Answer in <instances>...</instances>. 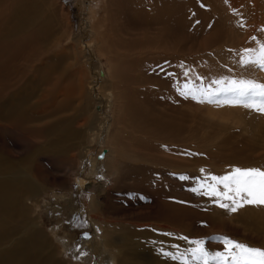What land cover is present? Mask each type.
Listing matches in <instances>:
<instances>
[{"label":"rangeland","instance_id":"obj_1","mask_svg":"<svg viewBox=\"0 0 264 264\" xmlns=\"http://www.w3.org/2000/svg\"><path fill=\"white\" fill-rule=\"evenodd\" d=\"M42 1L41 17L49 31L44 29L36 37V27L20 36L21 40H44L35 49L30 44L25 46L35 58L20 85L28 90L26 94H34L30 99L34 121L25 124L18 134L5 133L3 139L11 161L18 163L16 184H24L26 177L34 174L32 168L37 175L40 172L35 203L31 199L32 206L31 202L27 204L47 236L52 254L57 251V258L62 256L64 264L75 263L82 234L92 233V195L86 188L92 182L110 181L106 160L93 165L99 139L103 148L106 143L113 148L117 181L108 184L94 211L107 232L121 227L111 236L118 237L113 245L123 254L128 246L139 243L126 237L131 232L149 233L143 237L157 233L162 224L155 218L159 210L167 219L182 214L179 217L186 227L183 240H203L210 253L224 250V238L264 249V205H245L231 212L219 207L215 197L204 195V189L193 191L201 183H212V176H223L234 167L264 169V113L224 103L230 98L225 94L211 97L212 102L180 94L185 84L211 92L219 87L213 83L217 80L264 83V70L240 62L246 48L264 43V0H219L214 11L207 0L199 2L207 17H200L197 25L183 24L185 46L183 50L182 46L174 49L175 55L176 50L178 54L183 51L178 55L181 59L195 60L193 78L185 75L179 60L180 65L172 70L159 64L164 56L156 51L162 45L152 39L157 38L160 26L144 25L143 11L133 15L121 0H103L104 44L97 42V48H89L82 0ZM118 3L120 8H116ZM141 4L139 1L137 7ZM115 40H146L150 51L127 54L116 47ZM169 58L170 62L172 56ZM135 60L148 63L132 69ZM23 63L26 68L28 63ZM98 64L108 75L106 82L96 70ZM47 73L46 82L43 78ZM177 97L185 102L178 104ZM181 117L187 128L181 135L184 144L175 140L176 132L168 128ZM178 148L195 152L194 158L182 156ZM23 160L32 165H21ZM2 176L13 177L9 173ZM82 178L88 181L83 190L78 184ZM55 193L68 195L74 209L58 215L45 211V203H58ZM57 225L61 227L51 233ZM123 228L129 230L122 232ZM191 231L195 236L189 235ZM165 234H157V245H163ZM120 236L125 238L120 241ZM57 237L70 238L73 244L65 250ZM192 246L196 247L194 243Z\"/></svg>","mask_w":264,"mask_h":264},{"label":"bare ground","instance_id":"obj_2","mask_svg":"<svg viewBox=\"0 0 264 264\" xmlns=\"http://www.w3.org/2000/svg\"><path fill=\"white\" fill-rule=\"evenodd\" d=\"M102 1L103 0L81 1V6L84 9L82 15L87 20V27L90 34L91 46H89V48H97L96 43L102 44L104 40L106 29L102 19V11H100L103 8ZM139 1L142 4L137 7ZM200 1L201 0H138V2H136L134 0H121L123 5L126 6L133 15H136L140 11L144 12L142 14L144 25L160 26L157 38L152 39L153 43L162 45V47H158L156 51L164 56L159 64H165L164 68L172 70L175 66L180 65V62L187 76L190 78L195 76V60L193 58L192 61L181 59L178 55H181L183 51L178 54V50H176L177 54L175 55L174 49L182 46L183 50L185 46H183L184 42H182L184 33L186 32L183 31V24H189L191 26L192 23H195L197 25V21L200 17L201 20L202 16L207 17L208 13L206 11L205 15L203 14L204 11H202V5L200 6L199 4ZM217 2H219V0H207L206 4L211 6V11H214L218 7ZM44 3L45 2L42 0H0V264H64L61 260L62 256L60 257L59 255L57 258V251H54L52 254L51 245L47 236L32 217L31 207L27 204V202H31V206L33 204V202L29 200H33L37 194L38 186H36V183L37 178L40 177V172L38 171L37 175V171L32 168L34 174L26 177V182L24 184H16L14 179H16L15 175L18 169V163L11 161L12 158L8 155L6 149V138L3 139L5 133L11 132L18 134L24 129L25 124L34 121L30 113L32 110L30 99L33 98L34 94H26L28 90L20 85L23 79L26 78L29 67L34 62L35 58L33 52L25 51V46H29L30 44L32 48L35 46V49L38 43L41 44L44 40H21L22 37L20 38V36L36 27V37L39 36L40 33L43 34L44 29L47 30L46 32L49 31L48 24L41 17ZM111 3H113V1ZM118 6H120L119 3L116 8L121 7ZM194 27L195 26H193V28ZM80 40L79 37V46ZM46 41L44 43H46ZM114 43L117 48H122V50H124L123 52L127 54L133 52L134 54H147L150 51V49L146 47L148 46L146 45V40H131V42L115 40ZM164 43L169 47L165 46ZM119 44L121 47L118 46ZM168 54L172 56L170 62L169 57L171 56L168 57ZM176 60H179V62L177 63ZM23 62L28 63L26 68ZM146 63H148L146 60H135L132 62V69H137L141 64ZM100 66L101 65L98 64L96 70H100V76L102 80L106 82L108 75ZM142 72L143 71H140L141 75L143 74ZM48 73L43 78V81L48 79ZM107 100L111 101V97L108 96ZM175 100L179 101L180 98L177 97ZM180 102L183 103L185 101L181 98L178 104H180ZM129 109L131 110V108ZM130 114L131 113H129V115ZM185 126L186 123L183 117L168 125L172 133L175 134L176 132L177 135L175 134V140H178L180 144H184L185 142H181L183 140V138L181 139V135L187 130ZM100 135L101 133L99 132L97 134L98 138H100ZM187 141L191 142L190 139ZM98 149L97 155L94 154L96 157L93 159V165L97 162L99 163L106 160L110 181L104 180V182L100 184L92 182L89 188H86L92 195V201L89 205L93 210V214H91L93 224H91L92 233L91 235L89 234L90 236L88 238H82L83 242H80L79 247L76 249L75 263H71V261L68 263V261H65L66 264H77V260H83L86 264H183L182 260H173L171 256L165 255V253H171L175 256L185 254L190 264H197L190 254V250L194 248L193 246L191 247L192 242H186V240L184 241L181 237L186 230V227L181 221L182 217H179L182 214L176 216V218L167 219L161 210L157 211L155 218L162 222V224L158 227L157 233L153 234L154 236L148 235L143 237L142 235H147L149 233L141 234L131 232V235L126 237L139 243L137 245L128 246L124 254L116 249L113 243L116 242L118 237L114 238L111 234L116 230H120L121 227L118 226L116 230L112 228L113 231L107 232L104 224L97 219L94 208L99 204V200H102V196L107 193L108 184L117 181L114 177L117 168L112 162V158L114 157L113 148L108 143H106L103 148V143L101 139H99ZM104 150L106 151L105 157L103 160H99L98 156ZM178 152H180L182 156L189 155L192 158H194L195 154V152L184 151L182 148H178ZM27 159L29 161L32 160V158L29 159L28 157ZM28 160H23L20 164H27V162H29ZM30 162L29 166L32 165ZM94 167L95 166H92V168ZM27 172L29 173L28 169ZM8 173L13 177L5 179L2 175ZM87 183L88 181L84 178L80 179L78 182L82 190L85 189ZM67 196L68 195L55 193L54 198L58 200V203L55 205L49 202L45 203L44 210L52 211L55 215L71 208L72 211L74 209L73 202H71ZM63 202L65 203L63 204ZM180 212L182 213V211ZM183 214H185V211ZM60 227L61 226L57 225L56 228H51V233H56ZM127 230L129 229L123 228L121 231L126 232ZM160 231L167 233L162 237L163 245H157L159 240L156 237ZM143 232L146 233L145 231ZM189 235L195 236V233L191 231ZM124 238L125 236H120L119 240L121 241ZM143 238H145V240ZM57 239L65 247V250L73 244V242L69 240L70 238L67 239L65 237L62 239L57 237ZM120 255H122L121 258ZM210 264H215V262L210 261Z\"/></svg>","mask_w":264,"mask_h":264},{"label":"snow or ice","instance_id":"obj_3","mask_svg":"<svg viewBox=\"0 0 264 264\" xmlns=\"http://www.w3.org/2000/svg\"><path fill=\"white\" fill-rule=\"evenodd\" d=\"M244 52L240 61L243 65H255L264 70V43L259 44L258 48H246ZM213 83L219 87L211 92L185 84L180 94L191 96L193 99L203 97L208 102H212L211 97L215 95L225 94L230 98L224 100V103L264 113V83L251 79L217 80ZM180 179H187V177L181 176ZM211 180L212 183H201L200 187L194 188L193 191L199 192L204 189L203 194L215 197L214 202L223 209L236 212L245 205H264V169L234 167L223 176H212ZM192 243L196 247L190 250V254L197 264H210V261H214L215 264H264V249L251 247L232 239L224 238V250L214 253L205 249L203 240L192 241ZM165 255L171 256L173 260H182L183 264H190L185 254L175 256L165 253Z\"/></svg>","mask_w":264,"mask_h":264},{"label":"water","instance_id":"obj_4","mask_svg":"<svg viewBox=\"0 0 264 264\" xmlns=\"http://www.w3.org/2000/svg\"><path fill=\"white\" fill-rule=\"evenodd\" d=\"M105 154H106V151L104 150V151L98 156L99 160H103L104 157H105ZM89 236H90V235H89L88 233H84V234H82V237H84V238H88Z\"/></svg>","mask_w":264,"mask_h":264}]
</instances>
